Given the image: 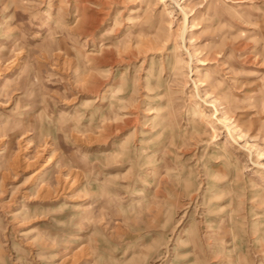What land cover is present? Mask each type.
I'll list each match as a JSON object with an SVG mask.
<instances>
[{
	"label": "rangeland",
	"instance_id": "1",
	"mask_svg": "<svg viewBox=\"0 0 264 264\" xmlns=\"http://www.w3.org/2000/svg\"><path fill=\"white\" fill-rule=\"evenodd\" d=\"M0 264H264V0H0Z\"/></svg>",
	"mask_w": 264,
	"mask_h": 264
},
{
	"label": "bare ground",
	"instance_id": "2",
	"mask_svg": "<svg viewBox=\"0 0 264 264\" xmlns=\"http://www.w3.org/2000/svg\"><path fill=\"white\" fill-rule=\"evenodd\" d=\"M79 22H80V20H79ZM82 22V21H81Z\"/></svg>",
	"mask_w": 264,
	"mask_h": 264
}]
</instances>
